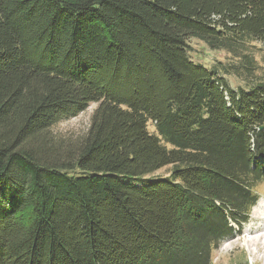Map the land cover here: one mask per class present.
Listing matches in <instances>:
<instances>
[{
    "label": "trees",
    "instance_id": "1",
    "mask_svg": "<svg viewBox=\"0 0 264 264\" xmlns=\"http://www.w3.org/2000/svg\"><path fill=\"white\" fill-rule=\"evenodd\" d=\"M256 41L264 0H0V264H213L264 181Z\"/></svg>",
    "mask_w": 264,
    "mask_h": 264
},
{
    "label": "rangeland",
    "instance_id": "2",
    "mask_svg": "<svg viewBox=\"0 0 264 264\" xmlns=\"http://www.w3.org/2000/svg\"><path fill=\"white\" fill-rule=\"evenodd\" d=\"M191 58L207 67L220 69L223 65L232 66L239 61L226 51H214L206 43L198 39H190ZM251 57L257 67L255 76L237 74L225 76L233 88L246 87L256 81L255 77L264 76V41L252 43ZM98 104H91L85 111L73 118L63 119L51 128L56 139L77 142L88 133L94 111ZM154 132V127L150 126ZM172 166L164 167L148 177L170 176ZM256 192L260 197L258 204L250 211L248 220L241 226L234 224L237 232L225 240L213 253V264H264V181L259 183Z\"/></svg>",
    "mask_w": 264,
    "mask_h": 264
}]
</instances>
